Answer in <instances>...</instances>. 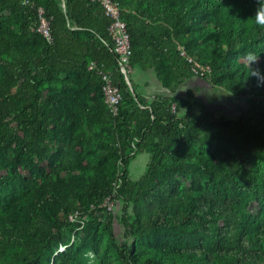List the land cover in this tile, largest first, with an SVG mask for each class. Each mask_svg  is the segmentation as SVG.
Masks as SVG:
<instances>
[{
	"label": "trees",
	"instance_id": "obj_1",
	"mask_svg": "<svg viewBox=\"0 0 264 264\" xmlns=\"http://www.w3.org/2000/svg\"><path fill=\"white\" fill-rule=\"evenodd\" d=\"M116 1L127 7L132 68H152L168 94L148 101L133 91L131 81L132 90L127 86L109 44V20L98 4L0 0L1 9L21 18V34L29 41L27 46L15 47L12 34L0 30V154L16 144L8 157L9 172L0 177V264H86L87 244H81L78 254L79 245H66L52 229L64 225L77 210H72L70 199L89 209L113 192L123 201L125 212L130 204L133 211L132 217L124 218L128 239L117 248V264H264V173L256 172L257 156L249 150L255 145L260 149L264 139V97L248 99L236 120L216 118L191 92L181 96L183 79L196 76L177 51L182 46L188 55L210 66L209 74L197 78L237 76L240 81L232 87L234 93L264 94V83L249 75L243 59L247 52L257 53L253 68L264 77V28L254 21L257 0H131V6L125 0ZM37 8L49 20L50 44L33 30ZM122 15L123 10L124 20ZM90 61L103 62L113 74L121 94L115 117L103 102L99 77L89 68L105 110L94 106L76 117L65 92L62 104L39 90L41 79L79 74ZM15 113L25 119L26 132L56 141L57 148L50 153L49 147L29 143L26 149L4 128L5 118ZM107 116L115 123L113 141L93 143L95 127L108 124ZM224 130L244 136L249 153L245 177L236 178L225 170L219 149L187 148L193 134L210 136ZM130 140H135L133 155L146 153L150 159L137 181L128 177L133 158L126 150ZM94 146L99 155L120 159L117 188L116 178H108L99 162L89 161ZM57 152L62 153L59 163L68 177L54 169L41 178L42 164L52 163ZM31 154L37 158L36 172L25 177L18 168L32 165ZM188 175L192 176L190 190L181 201L178 195ZM98 210L109 215L105 209ZM156 232L165 234L157 251L141 258L131 240ZM60 244L66 245L62 252H58Z\"/></svg>",
	"mask_w": 264,
	"mask_h": 264
},
{
	"label": "rangeland",
	"instance_id": "obj_2",
	"mask_svg": "<svg viewBox=\"0 0 264 264\" xmlns=\"http://www.w3.org/2000/svg\"><path fill=\"white\" fill-rule=\"evenodd\" d=\"M125 1L129 3L128 6H131L134 3L133 1L131 2V0ZM58 2L59 4H62L64 3V0H58ZM121 8L123 10L122 16L127 23V7L121 5ZM21 26L22 20L18 15L11 14L8 10L0 8V30L3 29L12 34L11 43L15 47L27 46L29 44V41H27V39L21 34ZM1 76L2 69L0 68V77ZM132 76L133 74L131 75L133 91L136 92V85L134 84ZM239 81V78L235 76L232 79H208L207 81L197 77H190L189 79H183L182 82H184L183 87L187 88L186 92H191L197 100L205 102L208 109L216 116V118L222 116L224 117L223 121H228L236 120L238 118L240 110L246 109L247 106L245 105V102L248 99L252 97L263 99L264 97V94L257 96L253 93L241 94L239 91L234 93L232 87ZM39 90L45 98L51 97L54 100L59 99L62 104L65 103V99L62 97V92H65V94L70 97V104L68 107L74 112L76 117L84 116L85 111L94 106L105 110L99 95L97 84L93 81V76L88 70L87 62L86 67L80 70L79 74L55 75L41 79ZM183 95L181 94V96ZM173 103L176 104L177 102L173 100ZM47 104L51 107L52 101H48ZM262 104L264 105V101ZM179 106H181L182 111H184V105L182 106L180 103ZM193 108L195 111L198 110L197 107ZM252 115L253 113H247V116ZM253 118L254 117H251V120ZM223 121H221V123H223ZM253 122L255 124L257 123L256 121ZM24 123L25 119L15 113L5 118L4 128L7 133H10L15 138L17 137V141L23 144L26 149L29 146V143L41 147H49L51 148L50 153L57 148L58 144L56 141H50L47 137L35 136L33 133L26 132ZM113 130H115V123L108 117V124L105 126L98 124L95 127V132L92 137L93 143L99 140L104 144L112 142L115 137V135L113 137L111 136V131ZM86 135H88V132ZM134 143L135 140H130L129 147L126 149L128 156L133 157L130 158L127 170L128 177L133 181H137L141 175L146 172L147 164L150 159L148 158L146 164L143 166H135L134 164H136V160L140 154L133 155ZM244 143V136L240 131L224 130L222 134L215 132L210 136L206 133H200L198 135L193 134L189 139L187 148L195 151H203L212 146L219 149L220 158L222 159L221 163L225 170L232 172L237 178L245 177L244 167L247 168L249 164V153L247 152ZM15 146V142L11 143L9 147H6L4 153L0 154V177L7 175L9 172L7 161L8 157H11L14 154ZM98 150L97 147H92V153L88 157L89 161L91 163L99 162L107 177L112 178V180H115L116 178L117 180L122 169L120 159L117 156L108 158L99 155ZM249 150L257 156L258 163L256 164V172L264 173V139L260 143V149L255 145L249 146ZM147 155L149 156V154ZM30 157L33 162L32 165L25 163L18 168L19 173L25 177L36 172L34 165H37V158L34 154H31ZM62 158V153L57 152L53 157L52 163H47V161H45L42 164L45 171L41 178L49 176L48 173L54 169H58L60 176L68 177L67 174L64 173V165L59 163ZM191 179L192 176L188 175L185 180L182 181L181 192L178 195L179 200L183 201L185 199L187 193L186 190H190L189 185ZM197 182L201 185L203 180ZM114 194L115 192L103 198L96 205L91 204L92 208H90V205L89 209L81 207L75 200L70 199L72 210L76 208L81 212L79 218V221L81 222L69 221L67 217L64 225L52 229L54 234L59 233L63 237L66 245H79V249L76 248L78 254L82 251L81 244H87L88 249L83 253V258H85L86 264H117V248L121 243L126 242L128 239L127 235L124 233L123 222L126 215L129 217L133 216L132 207L130 204L125 212L123 210V201L117 199ZM108 197H110V209L105 208L103 203ZM99 208L107 210L109 215L100 212L98 210ZM251 209H253V206H251ZM31 234L33 235V230L31 231ZM164 236V233L156 232L145 237L130 240L134 244V251L138 252V256L143 258L157 251V246ZM66 245L60 244L58 252H62Z\"/></svg>",
	"mask_w": 264,
	"mask_h": 264
},
{
	"label": "built area",
	"instance_id": "obj_3",
	"mask_svg": "<svg viewBox=\"0 0 264 264\" xmlns=\"http://www.w3.org/2000/svg\"><path fill=\"white\" fill-rule=\"evenodd\" d=\"M89 2L98 4L104 16L109 20L107 28L108 40L111 45L112 51L116 57L117 70L124 79V82L131 89V75L134 69L131 66V44L128 27L126 22L121 17V7L116 0H89ZM33 30L41 36L47 43L52 42L51 30L49 20L44 15L42 8H37V19L33 26ZM177 51L181 57L187 62L189 69L193 76L203 77L210 73L211 68L207 64H203L188 55L182 46H177ZM88 68L95 72L99 77L101 83V92L103 102L111 116L115 117L119 111V104L121 101V94L118 86L113 80V74L110 72L103 62L90 61ZM132 90V89H131ZM175 105L173 104L171 110L174 111ZM115 188L120 185V179L113 184ZM110 197L104 200L105 208L110 209ZM92 208V205L90 206ZM81 212L78 210L69 214V221H79Z\"/></svg>",
	"mask_w": 264,
	"mask_h": 264
},
{
	"label": "crops",
	"instance_id": "obj_4",
	"mask_svg": "<svg viewBox=\"0 0 264 264\" xmlns=\"http://www.w3.org/2000/svg\"><path fill=\"white\" fill-rule=\"evenodd\" d=\"M133 80L136 85V92L145 97L148 101L156 95H166L168 92L161 87V83L157 80L154 70H134ZM189 89V88H188ZM187 91L186 87L181 86L180 94H185ZM205 104V102H204ZM149 156L146 153L138 155L135 166L145 165Z\"/></svg>",
	"mask_w": 264,
	"mask_h": 264
},
{
	"label": "clouds",
	"instance_id": "obj_5",
	"mask_svg": "<svg viewBox=\"0 0 264 264\" xmlns=\"http://www.w3.org/2000/svg\"><path fill=\"white\" fill-rule=\"evenodd\" d=\"M258 7L255 10L254 21L259 28H264V0H257ZM243 59L246 61L249 68V75L257 76L260 83H264V77H261L258 69H254L253 65L258 63V54L255 52L245 53Z\"/></svg>",
	"mask_w": 264,
	"mask_h": 264
}]
</instances>
